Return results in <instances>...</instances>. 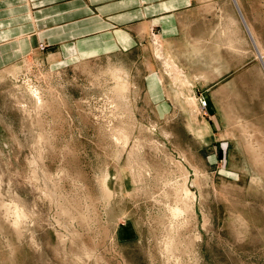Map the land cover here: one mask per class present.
Returning a JSON list of instances; mask_svg holds the SVG:
<instances>
[{
    "label": "rangeland",
    "instance_id": "rangeland-1",
    "mask_svg": "<svg viewBox=\"0 0 264 264\" xmlns=\"http://www.w3.org/2000/svg\"><path fill=\"white\" fill-rule=\"evenodd\" d=\"M218 3L192 55L187 35L168 60L151 34L59 66L40 44L0 68V264H264V0ZM110 102L134 127L121 154ZM184 186L193 207L171 214Z\"/></svg>",
    "mask_w": 264,
    "mask_h": 264
},
{
    "label": "crops",
    "instance_id": "crops-1",
    "mask_svg": "<svg viewBox=\"0 0 264 264\" xmlns=\"http://www.w3.org/2000/svg\"><path fill=\"white\" fill-rule=\"evenodd\" d=\"M213 1L214 9H206L202 0H0V68L20 62L40 44L46 51L40 60L59 66L147 49L151 34L158 35L168 60L173 44L187 35L192 55L202 21L224 7ZM157 77L148 78L145 96L159 112L160 106L169 107L160 97L171 94Z\"/></svg>",
    "mask_w": 264,
    "mask_h": 264
},
{
    "label": "bare ground",
    "instance_id": "bare-ground-1",
    "mask_svg": "<svg viewBox=\"0 0 264 264\" xmlns=\"http://www.w3.org/2000/svg\"><path fill=\"white\" fill-rule=\"evenodd\" d=\"M118 82V81H117ZM123 83H124V81H122ZM123 83H120V81H119V83L118 84H116V86H115V90H123V89H125V85L123 84ZM40 92V91H39ZM36 94H38V93H36ZM40 94V93H39ZM34 96H36V95H34ZM36 101H37V103L39 104V106L40 105H43V99L40 97V95L39 96H36ZM111 103V105L109 106V109H111L110 110V113L112 114V117H110V121H114V119H115V121H116V119H117V116H115L112 112L114 111V109H115V111L116 110H118L116 113L117 114H119V116L120 117H122V120H121V122H119L120 124H116V125H113L112 124V126L110 127V133H111V138L113 139V143L115 144V146L117 147V152H118V154L120 153V152H122V150L124 149V147H126L127 146V144H128V142H129V140H130V138H131V136H132V130L134 129V127H132V125L131 124H128V125H126V121H125V119L123 118V114L124 113H126L125 111H123V109L122 110H120L121 108H119V106H117L116 104H114V103H112V102H110ZM109 103V104H110ZM37 104V105H38ZM47 104V103H46ZM45 104V105H46ZM46 107V106H45ZM39 108V107H38ZM103 115V114H102ZM105 116V115H104ZM118 116V117H119ZM97 117H98V115H97ZM108 117V116H107ZM114 118V119H113ZM119 119V118H118ZM118 119H117V121H118ZM109 120V119H108ZM106 123V122H105ZM122 123H125V124H123V125H121ZM109 124H110V122H109ZM107 130V129H106ZM42 138V137H41ZM120 146H122V147H120ZM118 147H120V148H118ZM121 154V153H120ZM130 161H131V159H130ZM130 161H129V163H130ZM66 172V171H65ZM134 172V171H133ZM138 172V171H137ZM142 172V171H141ZM141 172H139V174L137 175L138 177L140 176H143V173H141ZM133 174V173H132ZM134 175V174H133ZM136 175V174H135ZM50 178V177H49ZM137 178V177H136ZM57 180V179H56ZM183 185H184V183H182ZM181 185V184H180ZM182 186V185H181ZM56 187V186H55ZM104 189V188H103ZM179 189V188H178ZM176 190V193H175V199H176V201L174 202L175 204H174V206H172V205H168L167 207L169 208V210L171 211L170 213L171 214H174V215H176V214H178V213H180V214H182L183 212H186L187 210H189V208L190 207H193V206H190V201L193 199L192 198V194L191 193H189V191H188V189L184 186V187H181L179 190ZM174 191V190H173ZM55 192V191H54ZM109 193V192H108ZM61 196V195H60ZM174 196V195H173ZM59 197V195L57 196V198ZM64 198V197H63ZM62 200V199H61ZM64 200V199H63ZM4 205L6 204V203H3ZM57 204V203H56ZM3 205V206H4ZM9 205H11V204H9ZM9 205H7L6 204V206L8 207ZM13 205V212L12 213H14L15 214V217H13L14 219V223H12V225H17V227L21 224V222L23 221V224H24V219L22 218V217H24L25 215H24V212L22 211V209L21 208H19L18 207V205H14V204H12ZM61 205V204H60ZM193 205V204H192ZM2 207V206H1ZM10 207V206H9ZM8 207V208H9ZM4 209H5V207H4ZM66 209V208H65ZM73 209V208H72ZM6 210V213H7V215H8V211H7V208L5 209ZM12 210V209H11ZM79 212V211H78ZM11 213V214H12ZM13 214V215H14ZM80 214V213H79ZM86 214V213H85ZM179 214V215H180ZM184 214V213H183ZM12 216V215H11ZM80 216V215H79ZM173 216V215H172ZM75 217V216H74ZM84 217V216H83ZM174 217V216H173ZM172 217V218H173ZM177 217V216H176ZM12 218V217H11ZM175 218V217H174ZM10 219V218H9ZM86 219V218H85ZM177 219V218H176ZM12 220V221H13ZM81 220V219H80ZM82 220H83V218H82ZM84 221V220H83ZM85 222V221H84ZM171 222V221H170ZM175 222V221H174ZM182 223V222H181ZM67 224V223H66ZM175 224V223H174ZM22 225V224H21ZM21 225H20V228L19 229H21ZM179 225V224H178ZM87 227V226H86ZM173 227V226H172ZM167 246V245H166Z\"/></svg>",
    "mask_w": 264,
    "mask_h": 264
}]
</instances>
